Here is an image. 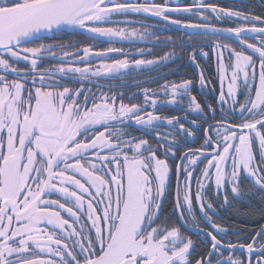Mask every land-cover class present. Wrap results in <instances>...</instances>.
<instances>
[{"label": "snow or ice", "instance_id": "6c2138e0", "mask_svg": "<svg viewBox=\"0 0 264 264\" xmlns=\"http://www.w3.org/2000/svg\"><path fill=\"white\" fill-rule=\"evenodd\" d=\"M193 9L251 26L217 28L206 23L204 11ZM173 13L191 14L200 22L184 23ZM131 15L197 30L186 33L180 45L191 49L189 59L197 68V48L203 57L209 53L205 45L192 44L194 37L213 38L222 85L217 107L207 105L205 112L192 79L145 87L139 103L131 98L125 103L122 92L97 94L64 83L114 78L132 65L159 66L174 59V51L157 60L130 61L123 47L29 46L68 29L113 44L162 40L147 26L143 31L107 26L121 23L115 17ZM251 33L264 34V18L206 0L185 6L168 0H0V264H264V223L242 234L218 222L219 209L245 200L250 216L264 218V39L248 43ZM221 34L244 47L237 51L221 44ZM162 42L177 43L170 36ZM138 52L143 56L145 49ZM110 53L124 58L104 62ZM49 58L58 66L41 67ZM95 58L102 62L93 68ZM22 61L25 68L18 67ZM198 82L206 85L203 70ZM182 102L205 118L206 126L201 146L181 152L196 132L180 117L162 116L156 109ZM133 123L153 135L155 144L128 132ZM190 124L201 128L195 119ZM166 125L168 130L160 131ZM168 196L173 198L170 212L164 207ZM253 197L259 209L252 208ZM191 231L202 235L207 247L195 260Z\"/></svg>", "mask_w": 264, "mask_h": 264}, {"label": "flooded vegetation", "instance_id": "af4514ba", "mask_svg": "<svg viewBox=\"0 0 264 264\" xmlns=\"http://www.w3.org/2000/svg\"><path fill=\"white\" fill-rule=\"evenodd\" d=\"M157 2H161V0H157ZM206 2L216 5L218 8H226L234 11H241L246 15L250 16H260L258 13L253 12V8L255 6L252 3V0H206ZM257 2L261 4V0H257ZM168 3L171 6H175L176 4L185 6L193 3V0H168ZM193 11H204L206 15H208L209 19L206 23L210 25H214L217 28H226V27H236L240 25H245L250 27V24H246L243 20L235 21L233 19H224L223 21H218L214 18V14L210 13L207 10L203 9H193ZM172 17L181 19L184 23H199V17L191 15V14H171ZM121 21L118 25H107V26H119V27H136L143 31V26L149 27L151 31H155L161 35L162 40L157 42L153 39H147L145 41H133V42H116L109 43L107 38L104 37H96L93 38V34H87L83 30H66L62 32H57L55 34H51L49 36L44 37L41 40L35 41L33 45L39 43L45 44H66L77 46L80 48L83 47H92L94 50H105L108 47H123L125 49V53H128L127 58L131 61L134 59H153L157 60L160 57L164 56L169 52H175V57L172 60L167 62L161 60L159 66H145L141 68H135L134 65L130 66L127 70H121V75L117 77H101V78H92L91 80L85 81H73L67 80L64 83L68 84L70 87H80L83 86L85 88H90L92 92H109L110 90L116 93H123L125 103L129 102V98H131V102L139 103L142 101V89L147 88H157L160 84H162L165 80L173 81V82H181L185 79H192L193 84V94L196 96L197 101L201 103L202 106H205V112L207 113V105H212L213 107L218 106V97L215 94L217 92L218 86L216 85V76H217V56L212 55V49L210 45L213 43V38L208 37L205 39L204 37H194L192 44L199 46L201 44L205 45L204 51L209 53L208 57H203L199 54V48H197V63L199 64V68L194 65L189 59L190 48H181V41H186V33H191L193 31H197L194 29H185L178 25L171 24L167 21L160 20L157 17H151L146 15L136 16L131 15L127 17H115ZM125 21H129L131 23H124ZM257 27H259V22H253ZM227 35V36H226ZM245 35V34H241ZM170 36L174 40L177 41L175 46L171 44H164L163 37ZM248 43H259L264 37L260 36L258 33H251L245 37ZM219 42L221 44L228 45H240L234 36H229L225 34V36H219ZM244 47V46H242ZM241 47V48H242ZM139 48H144L145 52L143 56H141L138 52ZM251 52V50H247ZM112 54L110 57L106 58L104 62L111 63L116 58H124L120 53H110ZM182 57V58H181ZM102 61L92 63V67H98ZM58 61L55 59H45L41 65L44 68H55L58 66ZM82 66V65H81ZM20 68L26 67V62H20L18 65ZM203 70L206 85L201 87L199 84V72ZM151 110V109H149ZM156 111L162 116H178L181 118V122L185 123L186 127H192L193 131L196 132L195 137H189L187 139V143H183L181 145V152L187 150L188 147L197 148L200 147L203 143V136L201 132L203 128L206 126L204 124L203 117L196 112L190 111L186 103L182 102L177 105H166L163 107H158ZM185 116L187 117L185 119ZM217 119L220 118L219 111L216 114ZM195 119L198 124L201 125L200 130H197L195 126L190 124V121ZM206 119L209 123H211V115L209 114ZM170 126H165L161 128L160 131H167ZM127 131L132 133L137 137L147 138L150 143L155 144V137L151 134L145 135L144 130L141 126L135 125L134 123L127 128ZM181 152H178L177 155H180ZM172 162L170 161V164ZM195 175V174H194ZM173 185H175V180L172 181ZM167 196V194H166ZM231 196V194H230ZM213 203H217L213 200ZM173 204V198L168 196L167 203L165 204V210L171 211V206ZM227 208L219 209L221 219L220 222L224 218V212ZM203 227H207V225H202ZM188 235L195 241L196 251L192 253V258L195 260L199 257L202 252L207 251V247L202 235H198L195 231L188 232ZM230 236V235H229ZM229 238V237H228ZM244 239V237H241ZM236 240V238H235ZM233 240V241H235Z\"/></svg>", "mask_w": 264, "mask_h": 264}, {"label": "trees", "instance_id": "16d2710c", "mask_svg": "<svg viewBox=\"0 0 264 264\" xmlns=\"http://www.w3.org/2000/svg\"><path fill=\"white\" fill-rule=\"evenodd\" d=\"M252 3L256 8H253V12L258 13L261 18H264V0H261V4L260 2L258 3L257 0H252ZM201 135L203 136V131L201 132ZM242 187H244L246 190L247 185H242ZM251 206L254 209H259L260 202L258 198L253 197L251 199ZM236 209H239V211L237 212ZM248 210L249 202L247 200L236 201L233 207L227 208V210L224 212L223 220H221L219 223L222 226L229 228L230 232L232 229H237L242 234L255 231L258 228L257 222L259 221L264 223V218L260 217L258 213L255 216H250L248 214ZM242 237L244 236L242 235ZM235 238L236 237L234 235L229 236V239L231 240H235ZM244 239H246V237H244Z\"/></svg>", "mask_w": 264, "mask_h": 264}, {"label": "rangeland", "instance_id": "374dc122", "mask_svg": "<svg viewBox=\"0 0 264 264\" xmlns=\"http://www.w3.org/2000/svg\"><path fill=\"white\" fill-rule=\"evenodd\" d=\"M258 26H260V24H259ZM258 34H259V33H258ZM262 37H264V36H262ZM260 42H261V41H260ZM260 42H259V43H256V45H259ZM230 46L233 47V48H235L237 51H240V50H241V47H240V46H237V45H235V44L230 45ZM249 50H250V49H249ZM249 53H250V52H249ZM211 54L217 56L216 53H215L213 50H212ZM227 55H228V50H227V49H224V56H225V58H227ZM254 59H255V57H254ZM216 73H217V76H216V81H217V83H216V85L218 86V89H217V92H216L215 94H217L216 96L218 97L222 85H221L220 76H219L218 71H216ZM227 84H228V81L225 80V81L223 82V88H224L225 91H227ZM241 90H242V89H241ZM196 113H197V112H196ZM197 114H199V113H197Z\"/></svg>", "mask_w": 264, "mask_h": 264}, {"label": "water", "instance_id": "95a60500", "mask_svg": "<svg viewBox=\"0 0 264 264\" xmlns=\"http://www.w3.org/2000/svg\"><path fill=\"white\" fill-rule=\"evenodd\" d=\"M68 30H72V29H68ZM65 31H66V30H65ZM51 34H55V33L45 34L44 37L49 36V35H51ZM87 34H90V33H87ZM259 35H260V36H264V34H259ZM220 36H225V34H221ZM226 36H227V35H226ZM111 55H112V54H109V57H110ZM99 61H101L100 58H95V59H93L92 63H94V62H99Z\"/></svg>", "mask_w": 264, "mask_h": 264}]
</instances>
